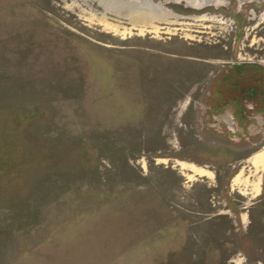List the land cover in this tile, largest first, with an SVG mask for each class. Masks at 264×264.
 I'll return each mask as SVG.
<instances>
[{"label": "rangeland", "instance_id": "374dc122", "mask_svg": "<svg viewBox=\"0 0 264 264\" xmlns=\"http://www.w3.org/2000/svg\"><path fill=\"white\" fill-rule=\"evenodd\" d=\"M0 264H264V0H0Z\"/></svg>", "mask_w": 264, "mask_h": 264}, {"label": "bare ground", "instance_id": "6f19581e", "mask_svg": "<svg viewBox=\"0 0 264 264\" xmlns=\"http://www.w3.org/2000/svg\"><path fill=\"white\" fill-rule=\"evenodd\" d=\"M132 1V0H131ZM135 1V0H134ZM130 6V5H129ZM133 6H136V5H133ZM132 5H131V7H133ZM120 7V6H119ZM124 8V7H123ZM133 16L135 17V18H141V19H144L145 17L146 18H150L151 17V15L153 16L154 14L148 9V7H139V6H136V7H134L133 9ZM132 10H130V11H132ZM125 11H127V10H125ZM131 13V12H130ZM154 18V17H153ZM146 20V19H145Z\"/></svg>", "mask_w": 264, "mask_h": 264}]
</instances>
